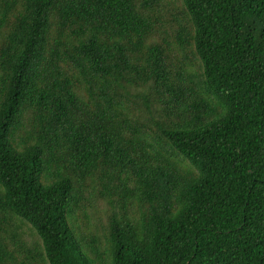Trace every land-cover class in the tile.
<instances>
[{
	"label": "trees",
	"instance_id": "obj_1",
	"mask_svg": "<svg viewBox=\"0 0 264 264\" xmlns=\"http://www.w3.org/2000/svg\"><path fill=\"white\" fill-rule=\"evenodd\" d=\"M0 264H264V0H0Z\"/></svg>",
	"mask_w": 264,
	"mask_h": 264
},
{
	"label": "rangeland",
	"instance_id": "obj_2",
	"mask_svg": "<svg viewBox=\"0 0 264 264\" xmlns=\"http://www.w3.org/2000/svg\"><path fill=\"white\" fill-rule=\"evenodd\" d=\"M25 228H26V231L29 229V228H27V227H25ZM28 233H29V234H28ZM26 234L30 235V236H28V235L25 236V239H26V240L30 241V240L33 239V237L31 236V233H30V232H27Z\"/></svg>",
	"mask_w": 264,
	"mask_h": 264
}]
</instances>
